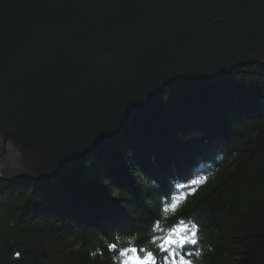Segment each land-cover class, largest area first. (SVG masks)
<instances>
[{"label":"trees","instance_id":"trees-1","mask_svg":"<svg viewBox=\"0 0 264 264\" xmlns=\"http://www.w3.org/2000/svg\"><path fill=\"white\" fill-rule=\"evenodd\" d=\"M180 221L197 226L178 249L192 264H264L263 66L161 89L115 141L48 182L0 176V264H121L108 246L130 243L164 264L153 241Z\"/></svg>","mask_w":264,"mask_h":264},{"label":"water","instance_id":"water-1","mask_svg":"<svg viewBox=\"0 0 264 264\" xmlns=\"http://www.w3.org/2000/svg\"><path fill=\"white\" fill-rule=\"evenodd\" d=\"M264 67V0H0V176L45 183L161 89Z\"/></svg>","mask_w":264,"mask_h":264},{"label":"snow or ice","instance_id":"snow-or-ice-1","mask_svg":"<svg viewBox=\"0 0 264 264\" xmlns=\"http://www.w3.org/2000/svg\"><path fill=\"white\" fill-rule=\"evenodd\" d=\"M206 177H200L198 180L193 181L194 184H199L206 180ZM173 210L178 206V201L171 203ZM165 212L168 208L164 209ZM156 228H159L157 223ZM197 226L195 224H186L184 221H180L179 224L171 227L165 232L163 236L157 237L153 243L158 240L157 247L163 253H166L164 257V264H192V262L186 259V256H190L191 252L182 254L181 251L188 244L195 245L197 243ZM109 249L112 251H118L121 258V264H158L155 254L152 251H148L145 248H137L136 246L129 244V247L117 249L116 244H109ZM199 253H197L198 255ZM178 257V259H177Z\"/></svg>","mask_w":264,"mask_h":264},{"label":"rangeland","instance_id":"rangeland-1","mask_svg":"<svg viewBox=\"0 0 264 264\" xmlns=\"http://www.w3.org/2000/svg\"><path fill=\"white\" fill-rule=\"evenodd\" d=\"M104 148V147H103ZM100 149H102V148H100Z\"/></svg>","mask_w":264,"mask_h":264}]
</instances>
